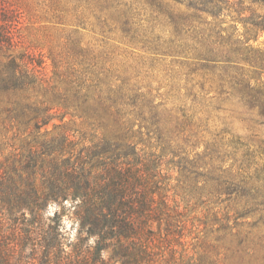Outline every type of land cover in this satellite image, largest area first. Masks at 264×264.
<instances>
[{
  "label": "rangeland",
  "instance_id": "1",
  "mask_svg": "<svg viewBox=\"0 0 264 264\" xmlns=\"http://www.w3.org/2000/svg\"><path fill=\"white\" fill-rule=\"evenodd\" d=\"M244 5L246 23L216 22L231 60L207 63L197 17L214 18L186 2L0 0V173L99 175L90 148L130 142L122 161L150 162L154 202L116 227L109 264H264V32L249 31L264 3ZM62 233L76 240L74 219Z\"/></svg>",
  "mask_w": 264,
  "mask_h": 264
},
{
  "label": "trees",
  "instance_id": "2",
  "mask_svg": "<svg viewBox=\"0 0 264 264\" xmlns=\"http://www.w3.org/2000/svg\"><path fill=\"white\" fill-rule=\"evenodd\" d=\"M176 1L186 2L196 11L193 15L205 12L214 18L208 24L201 16L197 17L198 24L211 27L207 34L205 29L199 31L203 38L200 44L204 47L200 57L207 63L229 62L233 50L230 48L224 53L220 48L223 39L220 32H214L216 22L226 12L233 11L237 14L236 19L246 23L242 15L247 9L252 11L244 5L246 0ZM251 1L264 3V0ZM251 25L249 31L256 39L260 32H264V22L253 21ZM3 32L0 25V50L5 42L8 44ZM228 43L231 45V41ZM1 77L0 72V82H12ZM121 146L130 148L131 143H122L113 149L103 139L90 148L89 153L93 154L90 160L99 159L98 163H102L99 175L83 164L75 168L68 162L59 165L55 161L53 168L42 173L38 182L32 169L37 164L35 160L27 161L26 168L31 172L27 176L0 173V264H109L103 258V252L113 246L108 241L120 235L116 227L120 226L123 232L131 234L132 227L123 219L150 217L143 212H152L154 202L153 198L147 199L151 183L150 162L122 161L129 150L120 151ZM53 204L57 209L53 215L47 216L46 211ZM65 216L74 219L78 225L75 241L66 239L62 233ZM93 236L96 240L94 247L90 244ZM120 254L115 252L114 256Z\"/></svg>",
  "mask_w": 264,
  "mask_h": 264
}]
</instances>
